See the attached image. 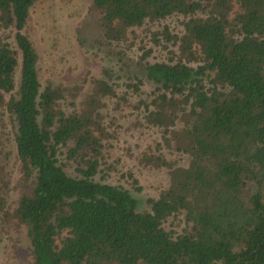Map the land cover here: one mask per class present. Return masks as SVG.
I'll return each instance as SVG.
<instances>
[{
	"label": "trees",
	"instance_id": "1",
	"mask_svg": "<svg viewBox=\"0 0 264 264\" xmlns=\"http://www.w3.org/2000/svg\"><path fill=\"white\" fill-rule=\"evenodd\" d=\"M90 1L109 47L146 21L183 16L182 31L151 35L175 48L168 61H145L153 89L138 103L162 145L188 162L167 160L159 145L144 154L167 171L144 211L128 189L97 179L107 138L99 109L119 84L102 68L80 110L66 112L61 89L42 86L26 33L36 0H0V107L20 162L17 205L3 216L25 226L31 264H264V0ZM141 84L125 83V95L140 96ZM61 148L77 177L59 163ZM178 215L175 234L164 224Z\"/></svg>",
	"mask_w": 264,
	"mask_h": 264
},
{
	"label": "rangeland",
	"instance_id": "2",
	"mask_svg": "<svg viewBox=\"0 0 264 264\" xmlns=\"http://www.w3.org/2000/svg\"><path fill=\"white\" fill-rule=\"evenodd\" d=\"M90 3V0H36L30 10L26 33L39 56L42 86L52 84L61 89L59 103L66 112L80 110L91 80L100 76L102 68L110 69L119 84V98L104 100L105 105L99 109L107 138L103 143L97 179L128 189L138 199L140 210L144 211L149 208L147 199L158 196L167 186V171L146 165L144 154L157 153L159 145L167 160L182 166L188 162L185 154L162 145L163 131L146 125L143 108L138 103L149 98L153 89L144 78L145 61H168L169 50L175 48L159 34V42L155 44L151 35H157L164 26L174 34L182 31L184 18L173 15L165 20L146 21L142 27L134 28L126 43L109 47L103 39L98 17L90 10ZM18 77L19 65L16 81ZM137 81L142 82L141 95L131 91L125 95L128 90L125 83ZM123 95L126 99L121 98ZM59 163L69 176L77 177L75 164L66 158L65 148H61ZM19 170L12 120L0 107V198L4 204L0 211V264H31L25 226L3 216L5 211L12 212L17 205ZM129 173L138 184L132 182ZM137 186L141 189L137 190ZM255 188L250 184L248 191L251 193ZM184 226L182 215L170 217L164 224L166 230H173L175 234Z\"/></svg>",
	"mask_w": 264,
	"mask_h": 264
}]
</instances>
